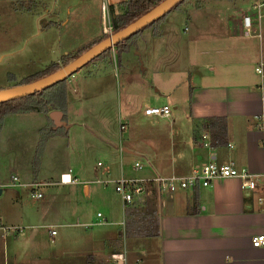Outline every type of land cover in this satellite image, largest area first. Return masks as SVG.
<instances>
[{"label": "crops", "instance_id": "crops-1", "mask_svg": "<svg viewBox=\"0 0 264 264\" xmlns=\"http://www.w3.org/2000/svg\"><path fill=\"white\" fill-rule=\"evenodd\" d=\"M119 1L104 0L103 5L107 9ZM188 1L182 2L186 8L178 10L168 26L164 22L169 13L156 28L142 30L134 46L125 52L131 53L132 62L125 59L127 55L119 58L126 65H136L140 74L131 77L125 72L112 80L117 143L107 141L92 121V126L83 122L85 101L76 98L79 91L69 99L73 87L67 83L64 113L9 114L1 121L0 132L9 124L22 125L29 158L39 147L36 174L29 179L32 167L28 161V179L23 183L41 184L39 194L40 188H49L45 197L32 198L42 200L41 207L53 214L47 215L40 207L36 218L25 216L19 186L11 183L12 177L18 183V175L12 169L7 181L0 178V222L8 228L0 229V264H68L66 260L70 264H112L107 261L110 256L122 257L123 264H264V247H251L253 238L264 235V210L257 203L258 197L264 196V11L249 16L251 28L245 35L241 23V17L248 16L245 13L217 8L215 2L213 7H204L210 0H201L196 6ZM101 3L99 0L97 32L80 45L63 50L64 55L99 39ZM208 10L210 19L206 17ZM177 20L183 24L182 31ZM98 99L101 97L93 102ZM159 106L169 107V117L141 112ZM52 112L60 114L61 122L54 121ZM129 118L146 125L139 146L122 137ZM217 118L225 120L226 129L223 143L213 146L203 120ZM75 120L82 122L72 123ZM64 124L62 136L51 132ZM121 125L124 129L120 132ZM202 133L207 134L209 147L201 145ZM85 134L96 140L93 144L101 150L100 158L88 161L84 157ZM50 149L53 160L58 153L61 158L54 160L50 171L43 172L42 181H35L50 166L45 163ZM129 158L132 164H128ZM210 161L244 170L254 187L242 188L239 178L219 179L209 187L172 195L154 192L153 202L146 205L143 197L123 208L119 201L116 215L100 207L107 205L109 200L104 197L118 178L180 177ZM136 163L139 171L134 169ZM64 174L72 183L59 182ZM103 181L100 186L98 182ZM93 197L101 204L91 212ZM139 213H149L154 221L143 235L132 232ZM40 230H46L45 240L50 245L39 241ZM50 230L55 234L50 235Z\"/></svg>", "mask_w": 264, "mask_h": 264}, {"label": "rangeland", "instance_id": "rangeland-1", "mask_svg": "<svg viewBox=\"0 0 264 264\" xmlns=\"http://www.w3.org/2000/svg\"><path fill=\"white\" fill-rule=\"evenodd\" d=\"M98 1L99 0H25L21 4L18 0H0V90L17 86L23 78L41 72L50 63H58L61 56H64L63 50L71 49L77 44L80 45V42L85 41L92 36L93 33L97 32V28L100 27ZM199 1L201 2V0H190L188 3H192L196 6V4L200 3ZM214 2L217 8H230L232 10L235 8L243 14L245 13L250 16L255 14L254 9H252L253 5L264 2V0H210L205 1L203 6L213 7L214 4L212 3ZM106 3H109L108 0H106ZM186 6L185 3H182L178 6V9L175 8L174 11H169V16L166 18L164 25L168 26L171 17L177 15L178 10H184ZM113 7L117 8V4L113 5ZM263 11L264 9H261L260 14H263ZM207 13L208 15L206 17L210 19L212 13L210 10H208ZM105 14V21H107V9ZM69 19H72V21H69ZM66 20L67 22H65ZM176 24L180 25L179 30L182 31L183 24L178 22V20ZM105 26L106 30H108L106 23ZM103 34L104 31L102 26V34L100 37ZM125 52L127 51H121L118 54L114 53L113 56L112 49L108 55L93 60L91 63H86L80 71L78 70L70 78L67 77V80L64 79V84L67 83L69 87H73L72 93L68 95L69 99L73 96V92L79 91L76 98L80 100L82 98V100L85 101V118L83 122L85 123L86 121L92 126V123H90L92 121L95 126L100 128L101 132H104L102 135H105L107 141L109 140L112 143H117V113L114 102L115 84L113 81H116L117 76L120 77L125 72L130 74L131 77L135 75L139 76L140 74V69H138L136 65L129 63H127L129 65H126L121 62L120 59H124L126 55L129 57L125 58L128 62L133 61L130 57L131 53L128 52V54ZM100 63L104 65L105 69L101 68L99 65ZM110 64L111 66L109 67ZM123 70L125 71L123 72ZM156 75L158 76L159 73H156ZM90 96L92 99L89 100ZM97 97H101V99H98V102H93ZM73 98H75V96ZM73 106L76 107V104L74 103ZM143 111L144 109L141 112L143 113ZM120 116L122 117V115ZM57 119L58 117H56L54 121ZM57 121L60 120L58 119ZM78 122L80 124L82 121L75 120L72 123ZM126 122L128 126L125 128L122 137L131 138L132 140L130 139V142L139 146L138 143L143 140L144 134L147 132L144 131L146 125L143 124L145 123L142 121L135 122L130 118ZM65 125L66 124L59 125L57 128H52L51 132L54 131L55 134L62 136L65 133ZM48 126L52 127L53 125L48 124ZM44 129L47 130L48 128H43V131ZM22 131H24L22 125L20 127V125L15 123L9 124V127L0 132V178L3 179V181H7L9 170L13 169L18 175L19 181L18 183L16 182L17 180L15 182L11 181V183L19 186L20 190L18 191H20L19 196L22 202V210L25 216L36 218V215L40 212L39 209L42 206V200L33 199L31 196L32 190L31 187H29L30 185L28 186L23 182L28 179L27 172L29 170V164L32 167V174H29V179L30 176L36 174H34L36 170L34 167L39 164V155L38 151H34L33 155L30 154L31 156L29 158L28 142H24ZM84 138V141L87 143L84 157H87L88 161H93L96 157L100 158L102 152L100 149L96 148V143L93 144L96 140L94 141L93 137L88 134H85ZM52 155L53 149H50L45 161L46 167L50 166L47 170H43L42 175L39 177L37 176L35 181H42L43 172L45 174L47 171H50L48 169L56 162L54 160L56 158H61L58 153L53 160ZM128 160V164L134 162L132 158ZM28 161H30L29 164ZM98 183L102 186L105 184V181ZM48 189V187L40 188L39 192L45 197L44 194L48 192ZM112 191L113 187L112 190H108L109 194L104 197L105 200H109L105 206L100 203L101 206L98 203V197H93L91 199L93 201L92 204L89 203L91 212L96 211L100 205L104 210L109 209L113 211L115 215L119 214L120 200H118V196ZM154 192L156 193L155 188L150 187L147 194L143 197L144 205L148 202H153L155 198ZM41 209L44 210L47 215L52 216L53 211L51 209L45 210L42 207ZM135 219V226L132 232L143 235L148 233V230H151L149 224L151 223L153 225L154 221L149 213L136 214ZM97 224L96 222V225ZM20 230L21 232L23 231L21 228ZM45 232L46 230H40L39 234L41 240L39 241L49 244L47 240H45ZM66 262L70 264V260H66ZM80 264H84V262H80Z\"/></svg>", "mask_w": 264, "mask_h": 264}, {"label": "built area", "instance_id": "built-area-1", "mask_svg": "<svg viewBox=\"0 0 264 264\" xmlns=\"http://www.w3.org/2000/svg\"><path fill=\"white\" fill-rule=\"evenodd\" d=\"M103 1L100 5L101 7V24L103 26L104 34L111 35V27L109 26V21H105V11L106 7L103 5ZM264 8V2H259L257 5H253L252 9L259 13L260 9ZM106 25L108 26V30H106ZM242 29L245 35H248L251 28V22L249 16L241 17ZM258 71V68L255 69ZM143 114L145 116H152L157 118H167L170 115V109L168 106H159L144 109ZM119 131L124 129L123 125L119 126ZM200 139L202 140L203 147H209V139L207 134L202 133L200 135ZM134 169L139 171L141 169L139 164H134ZM227 178H239L241 180L240 186L246 189H252L254 187V182L252 181V177L245 173L244 170L237 171L231 164H216L212 161L203 163L199 165V167L192 169L188 174L182 175L180 177L177 176H161L154 178H118L112 181L113 192L118 196V199L121 202L122 208L130 205L133 201H140L142 197H144L150 187H154L156 190V194L158 196L161 195H172L175 192L180 190H192L199 187H209L211 183L219 179H227ZM12 182L16 181L15 177L11 178ZM59 182L61 184L64 183H72L68 174L60 175ZM41 184L33 183L30 184L31 187V196L33 198H39L40 194L37 192V188L40 187ZM257 203L260 204L264 210V196L258 197ZM96 217L100 218L99 214H96ZM100 220V219H99ZM103 220H100L99 224H102ZM0 229L6 231L0 222ZM50 235H54L55 232L53 230L49 231ZM252 248L264 247V235H259L255 237L251 241ZM108 263L112 264H123L124 259L120 256H110Z\"/></svg>", "mask_w": 264, "mask_h": 264}, {"label": "trees", "instance_id": "trees-1", "mask_svg": "<svg viewBox=\"0 0 264 264\" xmlns=\"http://www.w3.org/2000/svg\"><path fill=\"white\" fill-rule=\"evenodd\" d=\"M18 1L22 4V2H24L25 0ZM161 1L163 0H125L117 3V8L108 6V21L109 26L111 27V34L117 33L119 30L135 22L139 17L154 9L156 5ZM184 1L188 0L180 1L172 10H174L179 6V4ZM165 15L156 19V21L147 24V26L138 30L133 35L123 39L122 41H119L117 44H115V46H113L114 53L118 54L121 51H127L131 46H133L135 40L138 38V35L142 30L149 27L156 28L157 24L164 18ZM107 36V34H103L99 38V40L104 39ZM99 40L84 45L73 54L61 56L58 63H50L41 72L23 78V80H21L17 86L39 80L44 76L56 72L63 65H66L79 57L80 54L91 48L94 44L99 42ZM108 53H110V50H106L105 52L101 53L94 60L108 55ZM65 93L66 85L64 84V80H61V82L51 85L50 87L43 89L41 92L31 94L19 99L5 100L4 102L0 103V122L4 118V116L9 114H24L27 112H36L43 114L47 113L48 111H58L62 114L64 113L66 106ZM203 124L204 128L209 131V139L211 141V145L214 146L223 143L221 138L225 134V120H223L222 118L205 119L203 120ZM38 148L37 151L39 154L40 149Z\"/></svg>", "mask_w": 264, "mask_h": 264}, {"label": "water", "instance_id": "water-1", "mask_svg": "<svg viewBox=\"0 0 264 264\" xmlns=\"http://www.w3.org/2000/svg\"><path fill=\"white\" fill-rule=\"evenodd\" d=\"M180 1L182 0L161 1L156 5L154 9L139 17L135 22L119 30L117 33L108 35L106 38L99 40V42L94 44L91 48L80 54L79 57L69 62L68 64L63 65L54 73H51L39 80L27 84L0 90V103L4 102L5 100L19 99L31 94L41 92L43 89L61 82V80H64L67 77L72 76L74 73L80 70L83 65L94 60L106 50H111L113 46H115V44H117L119 41H122L123 39L133 35L138 30L147 26V24L156 21V19L171 11ZM51 114L53 117L54 115L56 117H59L60 115L58 112H52Z\"/></svg>", "mask_w": 264, "mask_h": 264}]
</instances>
